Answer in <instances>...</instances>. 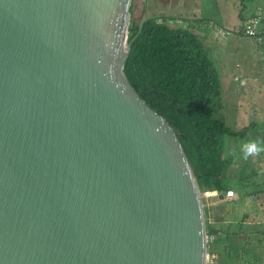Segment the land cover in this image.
<instances>
[{
    "label": "water",
    "instance_id": "water-1",
    "mask_svg": "<svg viewBox=\"0 0 264 264\" xmlns=\"http://www.w3.org/2000/svg\"><path fill=\"white\" fill-rule=\"evenodd\" d=\"M131 3L0 0V264H205L190 141L125 73Z\"/></svg>",
    "mask_w": 264,
    "mask_h": 264
},
{
    "label": "trees",
    "instance_id": "trees-1",
    "mask_svg": "<svg viewBox=\"0 0 264 264\" xmlns=\"http://www.w3.org/2000/svg\"><path fill=\"white\" fill-rule=\"evenodd\" d=\"M242 10L238 13L242 21L239 33L245 35V27L254 17L259 18L257 31L264 33V6L260 8V14L254 13L248 17L243 16ZM208 21L213 22L210 18L179 20L154 16L145 20L139 29L138 22L130 18L127 42L130 41L131 45L125 73L152 93L180 124L198 162L204 189L224 193L228 182L237 178L243 188L242 196L253 199L258 195L257 191L264 189L260 188V184L252 182L251 185L248 178L242 175L246 161L237 165L235 161L240 158L238 155L231 160L230 153L227 156L224 153L221 138L225 134L244 137L248 129L243 127L241 132L234 131L220 112L222 88L219 73L206 47L209 34L200 35ZM257 42L264 43V39L257 38ZM234 202L232 200L230 203ZM214 216L207 213L206 230L214 234L210 249L218 253L219 261L224 264L223 253L231 243L227 244V240L231 241L230 234L227 228L209 220Z\"/></svg>",
    "mask_w": 264,
    "mask_h": 264
},
{
    "label": "rangeland",
    "instance_id": "rangeland-1",
    "mask_svg": "<svg viewBox=\"0 0 264 264\" xmlns=\"http://www.w3.org/2000/svg\"><path fill=\"white\" fill-rule=\"evenodd\" d=\"M262 6L264 0H157L156 5L153 0H136L130 16L139 22L147 15L175 13L183 18H210L213 21L203 25L199 33L209 34L206 47L219 73L222 88L220 112L234 131L241 132L243 127L248 129L244 137L227 135L229 140L224 143L225 155L230 151L237 152L241 162L244 159L240 148L245 140L250 137L264 140V43L239 33L242 21L238 13L243 9V16L248 17ZM239 161L237 158V165H240ZM242 169V175L253 185L252 182L258 180L257 170L264 171V152L249 157ZM246 169L251 172V177H247ZM228 184L238 189L233 204L219 205L221 199L215 195L206 199L207 213L216 215L209 220L227 228L230 234L231 241L227 240V244L231 243L223 253L224 264L263 263L264 191L255 189L258 195L251 199L242 196L243 191L235 182L229 181ZM211 205L215 207L208 208Z\"/></svg>",
    "mask_w": 264,
    "mask_h": 264
},
{
    "label": "built area",
    "instance_id": "built-area-1",
    "mask_svg": "<svg viewBox=\"0 0 264 264\" xmlns=\"http://www.w3.org/2000/svg\"><path fill=\"white\" fill-rule=\"evenodd\" d=\"M256 14H260V8L257 9ZM258 24H259L258 17H254L253 19H251L245 27V34L250 37H257L259 39H262V38L264 39V33L257 31ZM204 192H205L206 199L210 198L213 195H216V196L219 195V193L215 191H210L206 189H204ZM234 196H235V192L231 188L226 189L225 193L222 194V198L226 202H231ZM213 239H214V234H209L207 232V237H206L207 253L205 257V264H221L216 251H213L210 249V244L212 243ZM261 264H264V263H261Z\"/></svg>",
    "mask_w": 264,
    "mask_h": 264
},
{
    "label": "clouds",
    "instance_id": "clouds-1",
    "mask_svg": "<svg viewBox=\"0 0 264 264\" xmlns=\"http://www.w3.org/2000/svg\"><path fill=\"white\" fill-rule=\"evenodd\" d=\"M221 139L222 142L226 144L229 137L225 134ZM240 152L242 153L244 160H247L249 157L257 156L264 152V140L250 137L242 143Z\"/></svg>",
    "mask_w": 264,
    "mask_h": 264
},
{
    "label": "crops",
    "instance_id": "crops-1",
    "mask_svg": "<svg viewBox=\"0 0 264 264\" xmlns=\"http://www.w3.org/2000/svg\"><path fill=\"white\" fill-rule=\"evenodd\" d=\"M230 28V27H229ZM233 31V30H232ZM245 36H247V35H245ZM247 37H249V36H247ZM258 43H263V42H258ZM244 82V81H243ZM245 83V82H244ZM230 153V156H231V160L232 159H234V157L235 156H237L238 155V153L237 152H232V151H230L229 152ZM261 159H262V162H263V158L261 157ZM239 164L241 165V157L239 158ZM247 162V160H244L243 162ZM257 164H258V166H259V163L257 162ZM249 165V164H248ZM248 165H246V168H248L249 166ZM236 166V165H235ZM247 170V173H248V175H252L251 174V172L250 171H248V169H246ZM257 177H258V180L257 181H253V183H256V184H260V188L262 189V187L264 186V181L262 180V178L264 177V171H262V170H257ZM232 181L233 182H235V185L240 189V190H243V188L241 187V184H240V181L239 182H237L236 181V179L234 178V179H232ZM227 187L228 188H231L234 192H235V195H236V192H237V188H234L235 186H232V185H227ZM241 187V188H240ZM227 188V189H228ZM215 192H217V191H215ZM217 193H219V192H217ZM225 193V192H224ZM222 194L223 193H219V195L217 196V197H219V199H221V201L219 202V203H224V202H226L225 200H223V198H222ZM214 196V195H213ZM216 196V195H215ZM212 197V196H211ZM234 200V199H233ZM230 202H227V204H229ZM215 205H217V204H215ZM215 205H211V206H215ZM219 205H223V204H219ZM210 206V207H211ZM222 264V263H221Z\"/></svg>",
    "mask_w": 264,
    "mask_h": 264
},
{
    "label": "flooded vegetation",
    "instance_id": "flooded-vegetation-1",
    "mask_svg": "<svg viewBox=\"0 0 264 264\" xmlns=\"http://www.w3.org/2000/svg\"><path fill=\"white\" fill-rule=\"evenodd\" d=\"M135 1L136 0H132V3H131V13L130 14H132L133 13V8H134V4H135ZM157 3V0H153V5H156V3ZM182 3V2H181ZM181 3H179V4H181ZM176 5V8H179L178 7V4H175ZM175 13H171V14H169V13H167V14H165V13H155V14H151V15H148V16H145V17H150V16H168V17H174L175 19H179V20H181V18H183V17H181V16H178V15H174ZM144 17V18H145ZM143 19V18H142ZM141 19V20H142ZM140 20V21H141ZM140 21L138 22V28H139V23H140Z\"/></svg>",
    "mask_w": 264,
    "mask_h": 264
}]
</instances>
